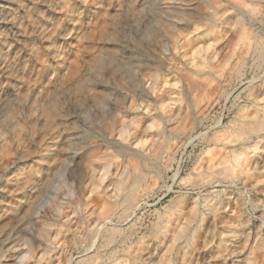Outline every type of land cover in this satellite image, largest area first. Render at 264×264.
Segmentation results:
<instances>
[{"label": "rangeland", "instance_id": "1", "mask_svg": "<svg viewBox=\"0 0 264 264\" xmlns=\"http://www.w3.org/2000/svg\"><path fill=\"white\" fill-rule=\"evenodd\" d=\"M158 1L0 0V230L31 212L0 239V264H264V129L239 131L264 117V0ZM220 10L213 25L205 13ZM192 26L214 55L180 46ZM113 53L126 64L102 60ZM163 79L184 87L174 114ZM62 128L90 153L64 156ZM131 177L139 203L124 217L109 203ZM45 181L35 203L27 188Z\"/></svg>", "mask_w": 264, "mask_h": 264}, {"label": "bare ground", "instance_id": "2", "mask_svg": "<svg viewBox=\"0 0 264 264\" xmlns=\"http://www.w3.org/2000/svg\"><path fill=\"white\" fill-rule=\"evenodd\" d=\"M158 1V0H157ZM200 1V0H199ZM158 2H160V1H158ZM173 2V1H172ZM181 2V1H180ZM238 2V1H237ZM241 2V1H240ZM183 3V2H182ZM242 3V2H241ZM157 5V4H156ZM177 6V5H176ZM246 6V5H245ZM248 6V5H247ZM144 7V6H143ZM158 7V6H157ZM235 7V6H234ZM150 8V7H149ZM249 8V7H248ZM194 9H193V5L192 4H187L186 6H184V7H182V9H180L179 10V17L175 20V19H173V20H175V22L177 23V24H184V23H186V19L187 18H189V17H191V16H193V14H194V11H193ZM196 10V9H195ZM167 11H170V10H167ZM198 11V10H197ZM221 11V10H220ZM210 11V12H208V13H205L206 15L208 14V15H210L211 17H213V21H214V23H213V25L214 24H216L217 22H221V21H223V19H225V17H224V12L223 11ZM150 13V12H149ZM155 13V12H154ZM175 13H176V11H175ZM138 14V13H137ZM159 14H160V12H159ZM159 14H158V16H159ZM204 14V13H203ZM204 14V15H205ZM139 17V16H138ZM163 17V16H162ZM164 17H166V16H164ZM130 19V22H135L134 20H133V18L132 17H129ZM145 18H146V16H145ZM155 18V17H154ZM159 19H160V17H159ZM162 19V18H161ZM143 20V19H142ZM164 19H162V21H163ZM147 21V20H146ZM143 23H144V20L142 21ZM158 22V21H157ZM119 23H121V21L119 22ZM155 23V22H154ZM153 23V24H154ZM161 23V22H160ZM132 25V24H131ZM145 25V24H144ZM152 25V24H151ZM159 25V24H158ZM212 25V26H213ZM230 25V24H229ZM140 28V27H139ZM186 28V27H185ZM144 29H146V28H144ZM152 29H153V25H152ZM163 29H165L164 27H163ZM200 29V28H199ZM149 30V29H148ZM160 30V29H159ZM144 31V30H143ZM244 31V30H243ZM175 32H176V30H175ZM199 31H198V28H196V27H191V29H187L185 32H183L182 33V35H181V38L183 39L182 41H181V44H180V46L181 47H184V49H186L188 52L190 51V50H192L196 45H199L198 47H197V52L195 51V49L192 51V55H193V57L197 54V53H199V52H201V51H209L210 53H211V55H214L215 53H216V47H217V45H216V42H215V40L213 39L212 41H211V39L213 38V36H210V35H207V34H203V37L201 36H199ZM146 34H148V33H146ZM150 34V33H149ZM152 34V33H151ZM161 34V33H160ZM241 35H242V33H241ZM247 35V34H246ZM161 36V35H160ZM248 36V35H247ZM154 37H156V35H154ZM153 37V38H154ZM158 37H159V35H158ZM163 37V36H162ZM164 38V37H163ZM158 39V38H157ZM165 39V38H164ZM235 39V38H234ZM216 40H217V38H216ZM243 40V39H242ZM248 40V39H247ZM244 41V40H243ZM202 42H205V43H203L204 45H202V44H200V43H202ZM255 43V42H254ZM206 44V45H205ZM244 44V43H243ZM243 44H242V46H243ZM202 45V46H201ZM237 46V45H236ZM125 47V46H124ZM236 48V47H235ZM133 49V48H132ZM131 51V50H130ZM253 51V50H252ZM257 53H258V51H257ZM120 54V53H119ZM252 54V53H251ZM202 55V54H201ZM178 56H180V55H178ZM200 56V55H199ZM189 58V57H188ZM195 58V57H194ZM194 58H193V67H195L196 68V70H200V66H201V62L199 61H196V60H194ZM202 58V57H201ZM149 59V58H148ZM204 57L202 58V61H204ZM222 59V58H221ZM102 60L103 61H105V60H107L108 62L107 63H110V64H112V63H115V64H117V66H121V65H124V64H126V61H123L121 58H119V55L117 56V53L115 54V53H113L112 55H111V58H109V59H106V58H102ZM189 60V59H188ZM228 60V59H227ZM155 61V60H154ZM171 61V60H170ZM172 63H173V61H172ZM175 63V62H174ZM179 63V62H178ZM189 63V62H188ZM222 63V62H221ZM131 64V63H130ZM128 65V64H127ZM132 65H134V64H132ZM192 66V65H191ZM239 66H241V65H239ZM258 66V65H257ZM176 67V66H175ZM209 67V66H208ZM230 67V66H229ZM191 68V67H190ZM225 68V67H224ZM130 69H131V67H130ZM172 69H174L173 67H172ZM178 68H175V70H177ZM186 69V68H185ZM212 69V68H211ZM165 70V69H164ZM163 70V71H164ZM178 70H181V69H178ZM186 70H188V69H186ZM190 70V69H189ZM204 70V69H203ZM167 71H168V69H167ZM191 71V70H190ZM205 71V70H204ZM218 71V70H217ZM124 72H125V70H124ZM180 72V71H179ZM178 72V73H179ZM183 72V71H182ZM181 72V73H182ZM196 72V71H195ZM107 73V72H106ZM172 73V72H171ZM173 73H175V72H173ZM180 73V74H181ZM224 73V72H223ZM237 73V72H236ZM241 73V72H240ZM239 73V74H240ZM114 74V73H113ZM140 74V73H139ZM179 74V75H180ZM199 74V73H198ZM128 75H130V74H128ZM168 75V74H167ZM183 76H184V74H182ZM189 75H191V74H189ZM116 76V75H115ZM120 76V75H119ZM177 76V75H176ZM186 76H188V74H185V78H186ZM192 76V75H191ZM190 76V77H191ZM160 77V76H159ZM193 77H195V76H192L191 77V79H190V82L192 83V78ZM202 77V76H201ZM110 78V77H109ZM122 78V77H121ZM182 78V77H181ZM184 78V79H185ZM204 78V77H203ZM118 79V78H117ZM126 79V78H125ZM125 79H123V81L125 80ZM189 79V76H188V78L186 79V80H188ZM194 79V78H193ZM155 80V79H154ZM173 80V79H172ZM172 80H168V79H163V82L161 83V85H160V87L159 88H161L160 89V96H161V98L160 99H162V96L163 95H165L166 94V92H167V88H169L170 86H172L173 88H174V91H173V93H174V95L173 96H170V97H168V100L166 101V100H164L165 101V112L166 113H168V114H174V110L176 109V107H177V104L178 103H180L181 101H182V98H181V94H182V90H184V87H183V89L181 88L182 86L180 85V83H179V81H177L176 82V80H174V81H172ZM183 80V79H182ZM112 80H110V82H111ZM113 81H114V79H113ZM203 81V80H202ZM97 82V81H96ZM105 82V81H104ZM109 82V81H108ZM154 82V81H153ZM193 82H194V80H193ZM101 83H103V82H101ZM160 83V82H159ZM159 83H157V85H159ZM184 83H185V80H184ZM189 82H187V84H188ZM195 83V82H194ZM193 83V84H194ZM99 84H100V82H99ZM153 84V83H152ZM192 84V85H193ZM202 84V83H201ZM104 85V84H103ZM106 85V84H105ZM134 85V84H133ZM191 85V84H190ZM203 85V84H202ZM111 86V85H110ZM155 86V85H154ZM187 86H189V84L187 85ZM186 86V87H187ZM153 87V86H152ZM167 87V88H166ZM190 87V86H189ZM188 87V88H189ZM193 87H195V86H193ZM260 87V86H259ZM262 87V86H261ZM260 87V88H261ZM155 88V87H154ZM158 88V87H157ZM196 88V87H195ZM204 88V87H203ZM190 89H191V87H190ZM189 89V90H190ZM194 89V88H193ZM261 89H263L264 90V88H261ZM186 90H188V89H186ZM201 90V89H200ZM259 90V89H258ZM135 91V90H134ZM193 91V90H192ZM203 92H204V90H203ZM192 93V92H191ZM216 93V92H215ZM157 94V93H156ZM172 94V93H171ZM170 94V95H171ZM186 94V93H185ZM201 94V93H200ZM184 95V94H183ZM259 95H260V93H259ZM158 96H159V94H158ZM155 97V96H154ZM163 98L165 99V97L163 96ZM193 98V97H192ZM254 99H255V96L253 97ZM262 98H264L263 96H261V99ZM112 99V98H111ZM194 99V98H193ZM260 99V98H259ZM260 99V100H261ZM90 100V99H89ZM259 100V101H260ZM264 100V99H263ZM257 101V100H256ZM262 101V100H261ZM106 102H109V99L107 98V100H106ZM188 102V101H187ZM195 102V101H194ZM262 102H264V101H262ZM103 103V102H102ZM255 103H258V102H255ZM156 104V103H155ZM184 104V103H183ZM189 104V103H188ZM107 105V104H106ZM189 105H191V104H189ZM264 105V104H263ZM96 108H99V107H103V104H95L94 105ZM258 106H259V104H258ZM107 107V106H106ZM143 107H145V106H143ZM94 108V107H93ZM149 110H150V108L149 107H147ZM262 108V107H261ZM92 109V108H91ZM263 110V109H262ZM161 111V110H160ZM253 111V110H252ZM238 112V111H237ZM83 111H82V109H80V111H79V114L80 115H82L83 116ZM240 113V112H239ZM253 113V112H252ZM262 113H264V112H262ZM146 114V113H145ZM116 116H117V113H116ZM109 119H110V117H109ZM170 119H171V117H170ZM112 121V120H111ZM156 121V120H155ZM155 121L153 120V121H151L150 122V125L152 126V127H154L155 126ZM246 121V120H245ZM252 122H248V121H246V122H248V123H251V124H246L247 126L243 129L241 126L239 127V131H241V130H243V131H241L243 134L245 133L247 136H248V139H251L252 138V135H254V134H258L260 131H262L263 129H264V117L263 118H261L259 115H257L254 119H252L251 120ZM140 122V121H139ZM112 123V122H111ZM138 123V122H137ZM107 125V124H106ZM244 127V126H243ZM232 129V128H231ZM238 131V130H237ZM239 131H238V134H239ZM221 132V131H220ZM224 132V131H223ZM236 132V131H235ZM240 132V133H241ZM263 132V131H262ZM73 133H74V131H71V130H68V129H65V128H62L61 129V132L59 133V141H60V143L61 144H63L64 146H63V148L61 149V152H62V154L64 155V156H66V157H69L70 159L71 158H74L75 156H76V154H77V152H78V150H80V149H82V150H84V151H86L87 153L89 152L90 153V147H89V145L88 146H86V145H82V144H79L77 141H75V140H73ZM243 134H241V135H243ZM260 134V133H259ZM238 136H240V135H238ZM243 136H245V135H243ZM247 138V137H246ZM150 139V138H149ZM169 139V138H168ZM234 142V141H233ZM248 142V141H247ZM246 142V143H247ZM81 143V142H80ZM256 144V143H255ZM242 147L244 148V149H246V148H248V147H244L243 145H242ZM242 147H241V149H242ZM251 147V146H250ZM244 149H242V150H244ZM242 150H240V149H236L235 151V161H237V162H239V159L241 158V156H240V154L242 153ZM232 154V153H231ZM243 155V154H242ZM78 156V155H77ZM94 157V156H93ZM93 157H91V158H89L87 161H88V164H87V167H86V172L88 173V172H92L93 171V169H94V165H93V160H94V158ZM136 159V158H135ZM134 159V160H135ZM133 160V161H134ZM73 162V161H72ZM243 162V161H242ZM261 162V161H260ZM69 163L70 162H65V160H61L60 161V163H59V165H60V167L59 168H63V170L66 168V167H68V165H69ZM241 164V163H240ZM241 165H243V164H241ZM227 168H229V167H225V169H227ZM232 168V167H231ZM115 169V168H114ZM224 169V173L225 174H228V171H229V169L226 171ZM227 173H226V172ZM63 172V171H62ZM139 172H141V171H139ZM142 173V172H141ZM223 173V172H222ZM229 173H230V175H231V172L229 171ZM217 174V173H216ZM238 174V173H237ZM221 175V174H220ZM239 175V174H238ZM143 176V175H142ZM224 176V175H223ZM140 177V176H139ZM131 178H133V177H131ZM213 178V177H212ZM126 179V178H125ZM134 179V183H132L131 181H129V182H131V183H125V180H122V182H120L119 184H118V187H116L117 188V190H119L121 193L119 194L120 195V198L119 199H115V200H113L112 202H110V203H112V204H110L109 202V205L111 206H118L119 208L121 207L122 209H121V211H122V213L124 214V217L126 216L125 215V213H127L128 211H130L133 207H135V206H138V203H139V200H138V196L136 195L137 193H136V188H135V186L137 185H135V181H137L138 182V180H136L137 178H133ZM131 180V179H130ZM108 183V182H107ZM48 188H49V182H47V181H45V182H43V183H31L29 186H28V188H27V191L29 192V193H34L35 194V198H34V202L36 203L40 198H41V196H42V194L45 192V191H47L48 190ZM50 189H51V187H50ZM90 189V188H89ZM140 195V194H139ZM112 200V199H111ZM98 203V202H97ZM33 206V202H31V207ZM111 206V208L112 209H114L113 207ZM226 207V206H225ZM111 209V210H112ZM116 209V208H115ZM108 210H109V208H108ZM113 211V210H112ZM132 211V210H131ZM120 212V211H119ZM109 213H110V211H109ZM121 213V214H122ZM30 214H31V212H26L25 214L23 213V214H16V212H14V217H15V224L13 225V226H7V227H4V228H2L1 230H0V239H1V241H6V240H8V238H9V236H10V234L14 231V229H19V230H28V222H29V219H30ZM115 214H117L116 212H115ZM128 214V213H127ZM18 215V216H17ZM105 215H106V213H105ZM109 215V214H108ZM17 216V217H16ZM104 216V215H103ZM102 216V217H103ZM109 216H111V213H110V215ZM116 216H118V215H116ZM101 217V218H102ZM119 217H121V215L119 216ZM119 217H116V218H119ZM105 218H106V216H105ZM122 218H123V215H122ZM106 220V219H105ZM233 221V220H232ZM157 225V224H156ZM97 227V226H96ZM154 227V226H153ZM111 228V227H110ZM117 229V228H116ZM247 229V228H246ZM245 229V230H246ZM251 229H252V227H251ZM113 230H115V227L113 228ZM249 230V229H248ZM247 230V231H248ZM110 231V230H109ZM111 231H112V229H111ZM119 230H117V232H118ZM23 232V231H22ZM107 232V231H106ZM116 231H115V233H117ZM246 232V231H245ZM112 234H113V232H111ZM120 233V232H119ZM246 233H249V231L248 232H246ZM114 235V234H113ZM251 235H252V233H251ZM112 236V235H111ZM208 236L210 237V239H213V236H214V232L212 231V232H210L209 234H208ZM245 236H247V235H245ZM51 237V236H50ZM178 237V236H177ZM176 237V238H177ZM249 238V237H248ZM250 238H252L251 236H250ZM61 239V238H60ZM107 239V238H106ZM110 239V238H109ZM108 239V240H109ZM245 239H247V237L245 238ZM104 240H105V238H104ZM249 240V239H248ZM105 241H107V240H105ZM250 241V240H249ZM102 242V241H101ZM212 242V241H211ZM104 243V242H103ZM107 244V243H106ZM170 244V243H169ZM246 244V243H245ZM100 245H102V244H100ZM105 244H103L102 246H104ZM101 246V247H102ZM109 246V245H108ZM106 247H104V249H105ZM242 248V247H241ZM239 249V248H238ZM115 250H117V249H115ZM112 252V251H111ZM24 253V252H23ZM244 253V252H243ZM102 254H103V252H102ZM105 254V253H104ZM104 254H103V256H104ZM228 254V253H227ZM240 255L242 256V250H235V251H233V254H232V259H233V256H235V257H237V258H239L240 257ZM102 257V256H101ZM106 257V256H105ZM227 259H228V257H226ZM110 259V258H109ZM235 259V258H234ZM240 260V259H239ZM148 262H150V261H148ZM227 264H228V262H226ZM193 264H200L199 262H195V263H193ZM222 264H225L224 262L222 263Z\"/></svg>", "mask_w": 264, "mask_h": 264}]
</instances>
